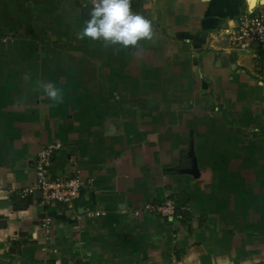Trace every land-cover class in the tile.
I'll return each instance as SVG.
<instances>
[{
  "label": "crops",
  "instance_id": "obj_1",
  "mask_svg": "<svg viewBox=\"0 0 264 264\" xmlns=\"http://www.w3.org/2000/svg\"><path fill=\"white\" fill-rule=\"evenodd\" d=\"M260 1L132 0L129 51L78 38L91 0H0V264H264L263 53L227 36ZM56 143L87 184L46 208L21 191ZM167 199L187 218L146 211Z\"/></svg>",
  "mask_w": 264,
  "mask_h": 264
},
{
  "label": "built area",
  "instance_id": "obj_2",
  "mask_svg": "<svg viewBox=\"0 0 264 264\" xmlns=\"http://www.w3.org/2000/svg\"><path fill=\"white\" fill-rule=\"evenodd\" d=\"M229 45L234 48L246 49L253 45L257 46L263 53L264 62V10H249L239 15L237 24L232 33L228 35ZM61 144L43 145L35 160L34 185L21 191V194H39L40 204L44 207H69L80 197L82 189L87 182L78 170L72 174L54 177L50 172L51 159L55 152L62 149ZM146 211L157 217L182 221L187 218V207H178L173 199H167L160 205H148ZM99 213L89 216L97 217ZM53 219L46 213L39 220V229L44 237H48Z\"/></svg>",
  "mask_w": 264,
  "mask_h": 264
},
{
  "label": "clouds",
  "instance_id": "obj_3",
  "mask_svg": "<svg viewBox=\"0 0 264 264\" xmlns=\"http://www.w3.org/2000/svg\"><path fill=\"white\" fill-rule=\"evenodd\" d=\"M90 20L78 33L79 39L102 40L105 44L139 50L140 41L153 37L152 22L132 11V0H91ZM129 46H133L130 50ZM53 98L56 91L49 93Z\"/></svg>",
  "mask_w": 264,
  "mask_h": 264
},
{
  "label": "water",
  "instance_id": "obj_4",
  "mask_svg": "<svg viewBox=\"0 0 264 264\" xmlns=\"http://www.w3.org/2000/svg\"><path fill=\"white\" fill-rule=\"evenodd\" d=\"M260 2H261V4H264V0H261ZM250 5H251V0H250ZM117 122L118 121L115 122V125H117ZM193 174L196 175V164H195V162H193Z\"/></svg>",
  "mask_w": 264,
  "mask_h": 264
},
{
  "label": "rangeland",
  "instance_id": "obj_5",
  "mask_svg": "<svg viewBox=\"0 0 264 264\" xmlns=\"http://www.w3.org/2000/svg\"><path fill=\"white\" fill-rule=\"evenodd\" d=\"M114 46H115V45H114ZM114 46H113V47H114ZM262 199L264 200V197H262ZM229 203H230V202H229ZM263 204H264V203H263ZM263 208H264V207H263Z\"/></svg>",
  "mask_w": 264,
  "mask_h": 264
},
{
  "label": "bare ground",
  "instance_id": "obj_6",
  "mask_svg": "<svg viewBox=\"0 0 264 264\" xmlns=\"http://www.w3.org/2000/svg\"><path fill=\"white\" fill-rule=\"evenodd\" d=\"M251 1H255V0H251ZM252 4H253V2H252Z\"/></svg>",
  "mask_w": 264,
  "mask_h": 264
}]
</instances>
